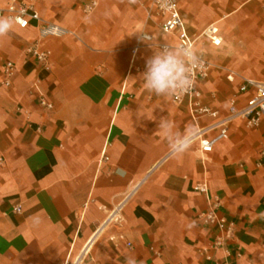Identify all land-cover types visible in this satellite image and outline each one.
<instances>
[{
	"label": "crops",
	"instance_id": "obj_1",
	"mask_svg": "<svg viewBox=\"0 0 264 264\" xmlns=\"http://www.w3.org/2000/svg\"><path fill=\"white\" fill-rule=\"evenodd\" d=\"M89 1L38 4L74 33L40 42L49 68L29 52L35 22L0 36V79L15 65L0 85V264H264V116L256 128L233 122L211 152L198 141L173 152L160 122L180 136L198 124L141 76L175 35L148 0H97L86 14ZM177 1L211 63L202 102L222 115L233 97L243 106L244 80L264 83V0ZM211 25L218 46L202 35Z\"/></svg>",
	"mask_w": 264,
	"mask_h": 264
},
{
	"label": "built area",
	"instance_id": "obj_2",
	"mask_svg": "<svg viewBox=\"0 0 264 264\" xmlns=\"http://www.w3.org/2000/svg\"><path fill=\"white\" fill-rule=\"evenodd\" d=\"M42 0H9L4 8L0 9V17H10L13 23L20 28H27L32 22H35L39 35V41L29 48V52L44 67L49 68L50 51L42 49L40 42L49 37L62 38L74 33L55 23L46 21L40 16L37 8ZM139 1V0H138ZM150 8L162 19L160 30L165 34H174L176 43L174 47L190 46L194 49L199 57L200 63L192 72L193 87L187 93H177L171 95L172 101L178 104L186 102L189 114L192 120L198 124L196 131L192 134L191 141H198L200 149L204 153L211 152L216 143L225 140L229 136L230 126L237 120H242L249 128L259 126L264 116V83L253 79H245L239 88L240 94H248L243 106H238L235 97L229 100L227 113L222 115L217 109H214L202 102V94L198 88L199 82L204 80L209 73L211 63L205 58L203 53L197 48V39L193 38L182 19L180 8L177 0H148ZM97 0H90L83 7L86 14L91 13L97 6ZM202 35L208 38L212 44L218 46L221 38L218 35V28L211 25L206 28ZM140 39L150 41L152 37L147 33H141ZM166 45H161L163 48ZM139 49L136 45L132 49L133 62ZM15 70L12 62H7L4 66V78L0 79V85H10V77ZM48 108L52 105L45 103ZM209 117L211 121L207 124H199L201 119ZM196 189L205 191L206 185H200ZM22 206L16 205L15 210L21 211ZM205 223H214L217 219L213 213L204 215ZM79 258L74 261H65L63 264H78Z\"/></svg>",
	"mask_w": 264,
	"mask_h": 264
},
{
	"label": "clouds",
	"instance_id": "obj_3",
	"mask_svg": "<svg viewBox=\"0 0 264 264\" xmlns=\"http://www.w3.org/2000/svg\"><path fill=\"white\" fill-rule=\"evenodd\" d=\"M12 26V18L0 17V36L6 35ZM199 63V57L190 46L166 45L155 51V54L146 61V70L141 78L145 88L157 96L187 93L193 87L192 72ZM159 127L167 135L173 152L180 153L187 149L192 140L191 134L184 136L175 134L166 121H161ZM127 264H135V260L129 259Z\"/></svg>",
	"mask_w": 264,
	"mask_h": 264
},
{
	"label": "rangeland",
	"instance_id": "obj_4",
	"mask_svg": "<svg viewBox=\"0 0 264 264\" xmlns=\"http://www.w3.org/2000/svg\"><path fill=\"white\" fill-rule=\"evenodd\" d=\"M204 37V36H203ZM197 45H198V41H197Z\"/></svg>",
	"mask_w": 264,
	"mask_h": 264
}]
</instances>
